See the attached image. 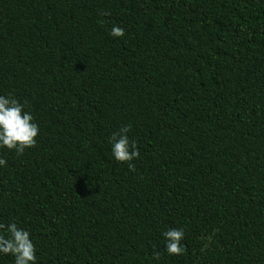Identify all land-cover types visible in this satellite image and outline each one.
Masks as SVG:
<instances>
[{"label": "trees", "instance_id": "trees-1", "mask_svg": "<svg viewBox=\"0 0 264 264\" xmlns=\"http://www.w3.org/2000/svg\"><path fill=\"white\" fill-rule=\"evenodd\" d=\"M9 93L40 132L0 150V223L38 264H264V0H0Z\"/></svg>", "mask_w": 264, "mask_h": 264}, {"label": "clouds", "instance_id": "clouds-1", "mask_svg": "<svg viewBox=\"0 0 264 264\" xmlns=\"http://www.w3.org/2000/svg\"><path fill=\"white\" fill-rule=\"evenodd\" d=\"M113 38H123L125 30L113 24L109 31ZM131 125H123L108 138L112 159L117 164H127L128 169L135 172L132 163L140 156L136 141L130 138ZM40 128L35 118L26 106L11 93L0 95V150L7 149L22 156L27 149L36 147ZM7 161L0 158V167ZM165 251L169 256L180 255L183 252L182 241L185 237L183 228H169L161 233ZM0 256L12 258L13 264H38L36 248L31 233L18 226L15 220L0 223ZM159 260V253L155 254Z\"/></svg>", "mask_w": 264, "mask_h": 264}]
</instances>
